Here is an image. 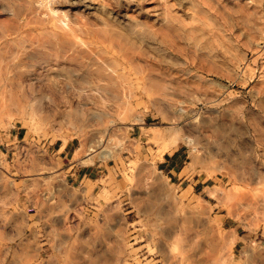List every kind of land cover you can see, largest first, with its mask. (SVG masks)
I'll list each match as a JSON object with an SVG mask.
<instances>
[{
  "label": "rangeland",
  "instance_id": "1",
  "mask_svg": "<svg viewBox=\"0 0 264 264\" xmlns=\"http://www.w3.org/2000/svg\"><path fill=\"white\" fill-rule=\"evenodd\" d=\"M72 39L104 91L66 92ZM23 48L15 77L45 98L0 104V264H168L172 221L192 264H264V0H0V57ZM152 68L204 89L142 93Z\"/></svg>",
  "mask_w": 264,
  "mask_h": 264
},
{
  "label": "bare ground",
  "instance_id": "2",
  "mask_svg": "<svg viewBox=\"0 0 264 264\" xmlns=\"http://www.w3.org/2000/svg\"><path fill=\"white\" fill-rule=\"evenodd\" d=\"M54 27L59 30H63V27L57 23H54ZM69 30L71 31V33L75 32V28L73 27V25L70 26ZM68 34H70V32ZM110 37L111 40H113V38H116L118 40L119 38L121 39V36L117 37L115 35H110ZM6 40H7L6 35L2 36V41L4 43L7 42ZM76 47H77V43L75 42V40L73 39L66 40V42L61 43L58 46L60 52H53L55 57L60 56L59 58L61 61L74 62L79 66V68L84 69L85 72L84 74L81 73L82 74L81 77L78 78L76 82L73 81L72 82L73 84H69V83L65 84L66 92L67 89H69V87L75 89L77 88L80 91H85L86 89H88L89 91H96V92L102 91L104 88L100 87L99 84H93V82L90 81L91 75L88 71L89 69L88 66H91V64H94V62L90 58L88 59L89 60L88 62H84L87 56L83 53V51L77 50ZM30 52L32 53V55L39 57V60L36 63H45L47 61L45 57L46 54L43 53V51H40L39 48L33 49ZM27 55H28L27 49L23 48L18 51H14L11 53L9 52L8 54H5L2 57H0V104L7 106L16 105L17 108L22 112H25L27 110H29L30 112H36L41 107V101L45 97L42 94H35L36 92L32 91L34 88L32 90L31 88L29 89L26 88L28 89L27 91H29L26 92L25 88L22 86L21 80H18L17 79L18 77L17 78L15 77L16 73H14L16 67H18L17 66L18 62L20 63L21 60L23 61V56L27 57ZM130 61H132L131 56H130ZM151 70L152 71H150L149 73L140 74L141 76L140 78L142 79V86H141L142 93L151 94L155 92H161L165 96H171L174 95L175 93H179L182 96H191L194 93L197 94L204 89L203 84L199 83L198 81H195L193 77H191L189 74L186 73L183 74L181 80L184 82V85L178 87L179 83L175 82V80L172 81L169 80L168 82L165 83L161 82L160 78L159 79L156 78V76L159 77L158 76L159 74L156 75L157 72L156 73L153 72L155 71V69L152 68ZM94 75L97 76L96 78L99 79V77H102L104 73L101 69L96 68L94 70ZM174 76L175 73H168L169 78H174ZM27 87H29V85H27ZM7 92H9V94ZM6 93L8 94V96H5ZM202 99L205 101V103L208 104L213 103V101H211L209 97L205 94H203ZM170 105L174 106L173 104ZM209 123L210 122H207L205 120L197 121L196 119H192L190 125L194 127H212V131L214 132L218 130V127H221V126H213L210 125ZM210 133L212 132L210 131L209 135ZM167 152H171V149L167 150ZM213 192L216 194V190ZM172 222H173L172 224H174L173 231L169 233H165L164 236L168 240H172L175 238L174 246L180 250V254L179 256H173L168 252L164 253L162 251L161 253L162 260H164V262L168 264H192L194 261L193 254L191 250H189L187 245L189 240L186 237L181 238V234L179 233L180 229L178 227L177 222L176 221H172Z\"/></svg>",
  "mask_w": 264,
  "mask_h": 264
},
{
  "label": "crops",
  "instance_id": "3",
  "mask_svg": "<svg viewBox=\"0 0 264 264\" xmlns=\"http://www.w3.org/2000/svg\"><path fill=\"white\" fill-rule=\"evenodd\" d=\"M68 149H69V145L67 143L65 145H62V146L60 145L58 147V151H60V154L64 153ZM89 175H90V172L79 169L76 173V180L87 181L89 180Z\"/></svg>",
  "mask_w": 264,
  "mask_h": 264
}]
</instances>
